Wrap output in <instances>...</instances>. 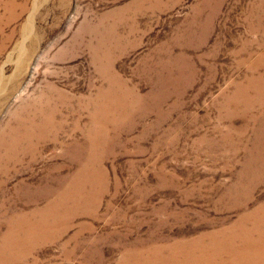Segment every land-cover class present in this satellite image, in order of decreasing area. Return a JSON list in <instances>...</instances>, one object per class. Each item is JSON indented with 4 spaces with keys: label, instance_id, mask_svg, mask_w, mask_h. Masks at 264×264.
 Wrapping results in <instances>:
<instances>
[{
    "label": "rangeland",
    "instance_id": "rangeland-1",
    "mask_svg": "<svg viewBox=\"0 0 264 264\" xmlns=\"http://www.w3.org/2000/svg\"><path fill=\"white\" fill-rule=\"evenodd\" d=\"M258 215L264 0H0V264H144Z\"/></svg>",
    "mask_w": 264,
    "mask_h": 264
},
{
    "label": "bare ground",
    "instance_id": "bare-ground-1",
    "mask_svg": "<svg viewBox=\"0 0 264 264\" xmlns=\"http://www.w3.org/2000/svg\"><path fill=\"white\" fill-rule=\"evenodd\" d=\"M256 212L257 210L253 209L249 213ZM258 213H261V209ZM235 221L236 223L228 221L221 229L202 231L194 238L176 240L172 244H167L161 251L165 250L163 257L153 256L144 264H160L163 261L173 264H181L183 261H193L196 264H264V216H241ZM231 224H236L237 229L229 226ZM236 236L248 237L243 251L233 247L227 248L226 242L220 238ZM202 239L206 240L203 246L199 245ZM196 247L199 248V252L194 251ZM122 255L123 258L116 264H131L128 248ZM183 255L184 259L181 258ZM222 257H227V261H220Z\"/></svg>",
    "mask_w": 264,
    "mask_h": 264
}]
</instances>
